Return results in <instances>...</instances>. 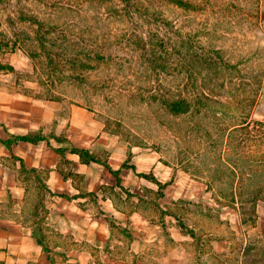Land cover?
Instances as JSON below:
<instances>
[{
	"label": "rangeland",
	"instance_id": "obj_1",
	"mask_svg": "<svg viewBox=\"0 0 264 264\" xmlns=\"http://www.w3.org/2000/svg\"><path fill=\"white\" fill-rule=\"evenodd\" d=\"M0 91L83 106L162 165L140 199L108 190L135 215L83 264H264V0H0ZM45 206L37 237L68 242Z\"/></svg>",
	"mask_w": 264,
	"mask_h": 264
},
{
	"label": "crops",
	"instance_id": "obj_2",
	"mask_svg": "<svg viewBox=\"0 0 264 264\" xmlns=\"http://www.w3.org/2000/svg\"><path fill=\"white\" fill-rule=\"evenodd\" d=\"M106 135L83 106L0 91V264H83L92 258L85 248L111 247L109 236L95 246L90 237L93 231L113 230L110 214L115 219L135 215L113 208L108 190L140 199L136 194L142 185H162L166 177L160 163L138 155L129 160L128 150ZM74 149L95 161L84 163ZM152 173L159 182L147 179ZM33 189L38 192L32 196ZM32 198L46 205L51 228L43 231L61 233L68 242L48 245L37 237L40 224L32 225L27 213ZM77 234L79 245L74 243Z\"/></svg>",
	"mask_w": 264,
	"mask_h": 264
},
{
	"label": "trees",
	"instance_id": "obj_3",
	"mask_svg": "<svg viewBox=\"0 0 264 264\" xmlns=\"http://www.w3.org/2000/svg\"><path fill=\"white\" fill-rule=\"evenodd\" d=\"M23 16V15H22ZM135 39V38H134ZM135 44H138L137 42H135ZM141 44V41L139 40V44L138 45H140ZM143 45V44H142ZM144 49H145V47H144ZM172 109V108H171ZM247 126H248V124H247V122H238V123H236V124H234L233 125V131H246V129H247ZM247 130H249V128L247 129ZM24 140V139H23ZM26 140H31V141H33L31 138H26ZM72 151H74V152H77V153H79L80 155H81V157H82V161L84 162V163H90V162H92V161H95V158L94 157H91L90 155H89V153H87V152H82V151H80V150H77V149H74V150H72ZM235 200V199H234ZM242 210H244V209H242ZM245 211V210H244Z\"/></svg>",
	"mask_w": 264,
	"mask_h": 264
}]
</instances>
